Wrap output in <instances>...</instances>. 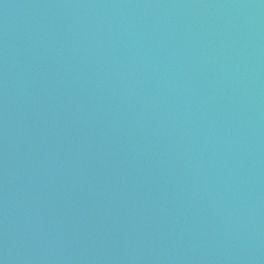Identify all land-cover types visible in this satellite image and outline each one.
Segmentation results:
<instances>
[{
    "label": "water",
    "instance_id": "95a60500",
    "mask_svg": "<svg viewBox=\"0 0 264 264\" xmlns=\"http://www.w3.org/2000/svg\"><path fill=\"white\" fill-rule=\"evenodd\" d=\"M0 264H264V0H0Z\"/></svg>",
    "mask_w": 264,
    "mask_h": 264
}]
</instances>
